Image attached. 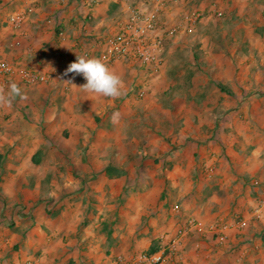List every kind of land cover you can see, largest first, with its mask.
Wrapping results in <instances>:
<instances>
[{
	"label": "rangeland",
	"instance_id": "obj_1",
	"mask_svg": "<svg viewBox=\"0 0 264 264\" xmlns=\"http://www.w3.org/2000/svg\"><path fill=\"white\" fill-rule=\"evenodd\" d=\"M230 4L169 2L161 12L164 51L156 69L135 59L104 58L109 39L129 12L150 9L152 0H55L54 10H65L69 32L60 25L49 30L56 41L70 39L64 51L49 49V55L62 57L59 67L22 65L9 55L24 40L13 43L17 33L7 27L20 29L10 25L19 13L29 21L35 1L32 11L30 6L0 11V50L6 48L0 61L53 74L49 82L35 84L19 73L1 76L0 95H7L12 84L20 89V95L0 103V231L5 239L29 232L44 249L60 250L58 264H113L119 254L160 249L190 218L216 226L246 219L223 245L211 231L191 235L179 264L191 249L223 255L216 261L205 257L201 264H264V208L260 217L253 216L264 202V134L257 128L264 94L249 99L259 93L255 82L248 98L244 93L233 101L220 80L232 74V59L236 64L245 59L246 73L264 80L262 52L255 46L264 45V2L256 3L252 34L244 17L232 16ZM234 43L239 45L233 51ZM77 56L105 62L121 78L124 94L114 99L84 91L81 74L65 75ZM63 62L64 70L59 69ZM243 106L248 109L242 111ZM252 132L245 162L234 161L229 144L249 142ZM76 237L77 243H66ZM17 251L19 241L5 243L0 264H9Z\"/></svg>",
	"mask_w": 264,
	"mask_h": 264
},
{
	"label": "crops",
	"instance_id": "obj_2",
	"mask_svg": "<svg viewBox=\"0 0 264 264\" xmlns=\"http://www.w3.org/2000/svg\"><path fill=\"white\" fill-rule=\"evenodd\" d=\"M35 1L36 4V10L34 12V14H32V16L30 17V13L29 14V18L30 20L27 21L28 16H26V20L24 18V20L22 21V24L19 26L20 29L15 30L13 27H7L8 29L11 30L12 33H17V36L15 37V39L12 41L13 43H17L20 40L18 39L19 37L24 40L22 43L23 45L18 46L20 48H18V50L15 52L13 49H11V57L17 59L18 61H20V63L22 65H28L29 63L33 66H39V62H41V65H46L48 67L54 66V67H59L57 66L58 63H60L59 59H61L62 57H60V55H58L59 52L64 51L63 50V45H68V41L70 40L68 39H56L54 38V34H53V30H49L51 29L53 26L55 25H60V28L64 30V32H69V26H67V20L68 18H66L65 16H62L63 13L65 12V10H54L55 6L53 5L55 3V0H1L0 4L3 6L2 11H5V14L8 13V11L10 10H17V9H22L25 7H31V3ZM230 0H228L229 2ZM227 2V1H226ZM257 2H264L263 0H231V4L230 6H228L229 11H234L232 13V16H238L241 15L242 17L245 18L246 21H244V27L248 28V32L250 31V34H252V32H254L253 30L256 29V25H253L252 23H250V19L251 17H253L254 11L256 10V3ZM258 7V6H257ZM260 9V7H258ZM33 10V7L30 8V11ZM260 19L261 21L264 19V16L262 17V14H260ZM44 18V20H43ZM65 18V20H64ZM45 19H48L47 21H45ZM12 22V20H11ZM248 22V23H247ZM10 25L14 26L13 22L10 23ZM67 26V27H66ZM62 33V32H61ZM61 40H64L63 43L61 42ZM26 42V43H25ZM50 42V46H48L47 43ZM25 43V44H24ZM66 43V44H64ZM61 44V46H60ZM55 45V46H54ZM237 43H234L232 46V50L234 51V49L237 47ZM251 45V44H250ZM254 45V44H252ZM256 48H259L261 50V54H262V58H261V67L264 68V45L262 43L255 45ZM56 47V48H55ZM56 50L58 53H56L55 57L52 55H49V51L50 50ZM50 49V50H49ZM6 48H1V52H5ZM8 51V49H7ZM31 58H33V60H31ZM63 61V59H62ZM246 60H242L241 63H235L234 59L232 60H228V64H231L233 67L232 69V74H228L227 76H225L224 78H221L220 80L222 81V83H226L227 85V89H229L230 91L227 93V98L232 96V99L234 101V97H239L244 95V99L248 98L246 94H248L249 92H251V90L253 89V85L256 82L259 83L260 85L257 86L259 93H253L251 94V97H249V99H258V97H260V95L262 96V94H264V80L263 79H258L256 80V78L251 77L248 75V68L246 63ZM65 62H63L64 64ZM61 64V63H60ZM242 66L244 69L243 70H239L237 73L235 71V66ZM251 65V64H250ZM249 66V65H248ZM53 68V67H52ZM64 68H66L65 64L63 65L62 69L64 70ZM60 70H58L57 72H59ZM259 78V76H258ZM0 80H1V75H0ZM264 96L261 98L263 99ZM245 102V101H244ZM234 104V103H233ZM231 105V103H230ZM260 105V103L258 104V106ZM246 106V105H245ZM243 106L242 107V111H245L246 107L248 106ZM216 106H214L215 108ZM260 107V106H259ZM258 107V108H259ZM260 111L264 110V107H260L259 108ZM261 114V113H260ZM259 120V121H258ZM257 128L259 130L262 131V133L264 134V113L262 112V116L261 118L258 117L257 119ZM260 124V125H259ZM254 134L255 133H250L248 134V140L249 142H242V145H235L234 144L230 145V147L227 148V152L231 154L232 157H234V161H240V160H236L237 158L241 159V163L245 162V158L247 157V154H249V151H245L246 147L250 148L249 146L252 145L251 142L252 139L254 138ZM263 139V138H262ZM235 145V146H234ZM235 148H239L237 150H235ZM263 149V148H262ZM262 151V150H261ZM254 153L258 154V159L256 157L257 160H260L261 158L259 157L260 155V151L256 149V151H254ZM218 156V155H216ZM214 156V157H216ZM219 157V156H218ZM254 155H252L251 158H253ZM248 159V160H251ZM245 167V166H244ZM240 194V192L238 193ZM236 195V194H234ZM244 196L238 198L239 202H242L241 200L243 199ZM241 210H243V206H241V208H236L235 207V211L240 212ZM205 223L207 221H204ZM235 222V220L231 219L229 221L223 222L225 223H233ZM221 223V224H223ZM207 224V223H206ZM213 224V222L207 224V225H211ZM1 225V223H0ZM235 231V229H232L230 231V236L231 234H233ZM198 233V232H197ZM199 234V233H198ZM199 236V235H197ZM19 241L20 242V249L21 251H17L16 253H14L13 256H10L9 258V264H58V261L61 257V255L59 254V249L54 250V248H51L49 250L44 249V247L42 246V244L40 245V241H38L37 239L31 240L30 238V234L29 232L24 233L22 238H15L12 237L11 239H5V236L2 234V232L0 231V248L2 246L5 245V243L7 242H13V241ZM78 239L76 238H70L69 241H67L66 243L70 246H72V244L77 243ZM89 242V241H88ZM82 243V241H81ZM59 244V243H58ZM186 245L187 242L185 244V249H186ZM33 249H35V251H33ZM34 252V253H33ZM186 253H184V262L183 264H201L203 263V259L205 260V257L208 256H213V260H221V256L219 253H216L215 255L212 254V252H208L209 254H201L200 251H195V250H186ZM64 253H65V249H64ZM63 253V254H64ZM205 255V256H204ZM75 259L79 258V254L78 253H74ZM7 258V257H6ZM8 259V258H7ZM81 259V257H80ZM83 259V258H82Z\"/></svg>",
	"mask_w": 264,
	"mask_h": 264
},
{
	"label": "built area",
	"instance_id": "obj_3",
	"mask_svg": "<svg viewBox=\"0 0 264 264\" xmlns=\"http://www.w3.org/2000/svg\"><path fill=\"white\" fill-rule=\"evenodd\" d=\"M180 0H152L150 9L136 7L132 9L118 30L109 39L104 58L107 61L121 59H135L143 65L156 69L160 66L161 56L164 51V33L161 27V12L169 2ZM26 17L19 13L12 17L14 27H19ZM188 21H193L192 16H187ZM179 26L168 30V35L177 31ZM19 73L27 83H47L52 78V73L38 69L18 68L11 61H0V75L13 76ZM264 202L258 207L253 216L260 217ZM246 219L233 223L208 225L198 218H190L177 230L165 245L155 252H140L131 256L119 254L113 264H179L187 239L197 232L211 231L216 235L218 245H223L230 240L232 229L244 227Z\"/></svg>",
	"mask_w": 264,
	"mask_h": 264
},
{
	"label": "clouds",
	"instance_id": "obj_4",
	"mask_svg": "<svg viewBox=\"0 0 264 264\" xmlns=\"http://www.w3.org/2000/svg\"><path fill=\"white\" fill-rule=\"evenodd\" d=\"M68 73L81 74L85 78L86 83L82 85V88L86 92L114 99L124 94L121 78L111 71L101 59L77 56V60L66 69L65 75ZM17 95H20V89L12 84L7 95H0V103L9 102ZM118 119L119 113H113V123H116Z\"/></svg>",
	"mask_w": 264,
	"mask_h": 264
},
{
	"label": "trees",
	"instance_id": "obj_5",
	"mask_svg": "<svg viewBox=\"0 0 264 264\" xmlns=\"http://www.w3.org/2000/svg\"><path fill=\"white\" fill-rule=\"evenodd\" d=\"M157 250H159V249H154V248H153L152 251H150V252H155V251H157Z\"/></svg>",
	"mask_w": 264,
	"mask_h": 264
}]
</instances>
